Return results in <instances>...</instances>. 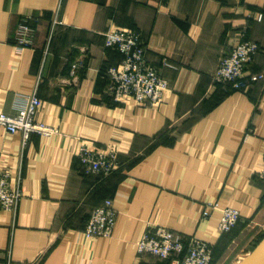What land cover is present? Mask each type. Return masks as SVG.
I'll list each match as a JSON object with an SVG mask.
<instances>
[{"label": "crops", "instance_id": "1", "mask_svg": "<svg viewBox=\"0 0 264 264\" xmlns=\"http://www.w3.org/2000/svg\"><path fill=\"white\" fill-rule=\"evenodd\" d=\"M29 18L32 45L20 48ZM113 28L138 33L168 80L157 107L114 101ZM239 40L259 45L247 71L264 74V0H0V110L16 115L37 91L35 119L55 130L25 141L0 126V165L24 194L14 213L0 209V264H175L182 255L138 253L155 226L209 243L211 264L247 256L264 235V79L247 90L213 80ZM83 145L115 147L122 169L85 173ZM106 200L112 236L86 237ZM210 203L239 210L231 233L219 210L204 217Z\"/></svg>", "mask_w": 264, "mask_h": 264}, {"label": "built area", "instance_id": "2", "mask_svg": "<svg viewBox=\"0 0 264 264\" xmlns=\"http://www.w3.org/2000/svg\"><path fill=\"white\" fill-rule=\"evenodd\" d=\"M261 18L260 15L258 20ZM30 19L18 28L17 41L20 48L32 45L31 36L34 29L30 26ZM106 46L118 50L123 55V61L108 70L114 101L127 105L133 102L134 105L157 107L169 90V82L149 64L141 36L132 30L113 28L106 33ZM258 51L259 47L255 42L239 40L231 54L219 62L213 80L217 83L232 84L234 89L242 90L248 88L249 83L264 79V74H253L246 69ZM165 65L171 67L168 63ZM39 106L40 99L36 91L28 97L24 107L16 115H9L0 110V126L8 133H21L25 141L33 133H54L52 127L36 121L35 115ZM77 155L85 173L88 174L108 177L122 168L118 158L119 151L112 146L98 149L83 145ZM259 178L264 180V167ZM23 197L20 177L14 178L5 166L0 165V209L14 213ZM207 207L209 210L204 212L205 218L211 216L212 210L221 212L218 229L222 234L231 233L240 222V212L237 209L221 208L216 203L207 204ZM117 216L113 202L106 200L102 206L93 210L84 230L85 236L111 237ZM137 247L139 254H150L161 259L182 255L181 258L175 259V264H211L213 260V249L209 243L195 237L186 240L164 226H155L153 230H148L139 240Z\"/></svg>", "mask_w": 264, "mask_h": 264}, {"label": "water", "instance_id": "3", "mask_svg": "<svg viewBox=\"0 0 264 264\" xmlns=\"http://www.w3.org/2000/svg\"><path fill=\"white\" fill-rule=\"evenodd\" d=\"M238 264H264V238Z\"/></svg>", "mask_w": 264, "mask_h": 264}, {"label": "trees", "instance_id": "4", "mask_svg": "<svg viewBox=\"0 0 264 264\" xmlns=\"http://www.w3.org/2000/svg\"><path fill=\"white\" fill-rule=\"evenodd\" d=\"M257 45H258V44H257ZM258 47H259V45H258ZM109 48H110V47H109ZM112 49H113V48H112ZM114 50H115V49H114ZM117 51H118V50H117ZM118 52H119V51H118ZM259 52H260V47H259V51H258V53H259ZM119 53H120V52H119ZM258 53H257V54H258ZM257 54H256V55H257ZM256 55L254 56V58L256 57ZM254 58H253V60H254ZM122 60H123V59H122ZM252 62H253V61H252ZM250 64H251V63H250ZM248 65H249V64H248ZM246 69H247V68H246ZM253 74H255V73H253ZM259 81H260V80H259ZM259 81L249 83V84H248V88H249L250 86H252V85L258 83ZM228 85H230V87L233 88V85H232V84H228ZM248 88H243L242 90H247ZM235 90H237V89H235ZM118 158H119V155H118ZM119 161H120V160H119ZM120 163H121V162H120ZM121 164H122V163H121ZM122 165H123V164H122ZM121 169H122V168H121ZM121 169H120V170H121ZM120 170H119V171H120ZM263 238H264V235H263V237L261 238V240H262ZM261 240H260V241H261ZM260 241H259V242H260ZM259 242H258V243H259ZM212 249H213V247H212ZM213 250H214V249H213Z\"/></svg>", "mask_w": 264, "mask_h": 264}]
</instances>
